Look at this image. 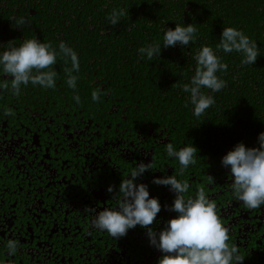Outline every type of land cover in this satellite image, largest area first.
I'll return each mask as SVG.
<instances>
[{
  "label": "flooded vegetation",
  "instance_id": "obj_1",
  "mask_svg": "<svg viewBox=\"0 0 264 264\" xmlns=\"http://www.w3.org/2000/svg\"><path fill=\"white\" fill-rule=\"evenodd\" d=\"M29 1L20 4L25 5L23 11L17 8L16 12L0 13V55L27 39L50 43L58 53L51 69L57 72L56 87L44 89L29 83L21 87L18 97L0 89V264H158L164 254L151 245L147 229L137 226L117 240L93 228L94 214L85 211L118 208L108 187L114 186L118 192L134 167L153 160L152 170L136 183L147 185L150 198L161 204V212L150 226L154 231L159 233L178 214L168 210L175 194L153 180L175 173L178 180L189 182L187 195L195 197L198 187L204 185L229 229V243L238 246L245 257L243 264H264V205L249 210L237 201L230 169L222 166V158L237 144L259 147L258 139L246 135L247 139L224 144L218 139L191 144L181 140L179 144L176 126L171 125L173 116L164 118L159 131L152 132L136 114L127 112L123 95L113 96L127 88L126 79H121L124 64L118 65L113 75L106 71L99 77L93 62L87 69L86 61L80 60L79 72L72 73L78 77L73 90L64 71L71 68V61L65 63L59 45L63 42L77 53L75 33L64 34L69 24L77 22L76 15L70 20L43 2L38 3H43V12H39L36 6L28 8ZM21 17L27 23L15 25ZM4 79L8 77L0 68V82ZM94 88L105 92L101 95L111 101L105 126L88 117L89 106L76 110L79 103L74 97L79 95L81 103ZM5 107L15 115L5 116ZM169 142L176 150L191 145L198 149L197 163L183 176L178 174L179 161L166 154ZM10 239L20 245L14 256L5 247Z\"/></svg>",
  "mask_w": 264,
  "mask_h": 264
},
{
  "label": "trees",
  "instance_id": "obj_2",
  "mask_svg": "<svg viewBox=\"0 0 264 264\" xmlns=\"http://www.w3.org/2000/svg\"><path fill=\"white\" fill-rule=\"evenodd\" d=\"M39 2L70 20L77 16V22L69 24L64 34L75 33L77 56L79 61H86L85 68L89 69L93 62L101 77L100 73L108 71L113 75L118 65H125L121 79H126L127 88L113 96L123 95L127 112L136 114L152 132L159 131L164 118L173 116L171 125L176 126L174 134L179 144L181 140L191 144L216 139L224 144L247 139L246 135H250L248 139H258L264 133V0H30L28 8L36 6L43 12V3L38 5ZM21 3L23 0H0V13L16 12L17 8L23 11L25 5ZM121 8L128 14L114 27L108 17L113 9ZM47 10L50 8L44 11ZM176 24H193L196 39L186 47L178 44L164 48V33L168 28L174 30ZM227 27L243 31L258 45L255 64L242 65L241 53H224L216 48ZM153 43L161 45V53L148 60L139 49ZM203 46L212 47L221 62L228 65L226 72L216 73L227 86L219 92L202 89L214 98L215 104L197 118L190 94L182 88L195 75L194 57ZM109 80L113 83L115 79ZM94 90L76 110L89 106L88 117L105 126L111 101L104 99L105 92L99 102L93 101Z\"/></svg>",
  "mask_w": 264,
  "mask_h": 264
},
{
  "label": "clouds",
  "instance_id": "obj_3",
  "mask_svg": "<svg viewBox=\"0 0 264 264\" xmlns=\"http://www.w3.org/2000/svg\"><path fill=\"white\" fill-rule=\"evenodd\" d=\"M127 14L123 8L113 9L108 20L115 27ZM26 23L23 17L15 20L17 26ZM196 33L197 29L193 24L188 26L176 24L174 30L168 28L165 31L163 47L171 48L178 44L186 47L195 41ZM216 48L224 53H241L244 57L242 65H253L258 58V45L243 31L233 27L223 29ZM139 53L152 60L161 53V45L153 43L141 47ZM57 55V51L50 43H43L37 39H27L21 46H13L3 51L0 55V68L8 79L0 82V89L17 97L21 93V87H27L29 83L44 89H55L57 72L51 69L56 64ZM59 55L65 63L69 59L71 61V68H65L64 71L67 75V85L75 90L78 77L72 73L80 70L77 53L61 42ZM194 59L197 62L195 75L191 78L190 84L183 85L182 91L190 94L194 115L199 118L215 104L214 98L204 94L202 89L206 88L212 92L224 89L227 86L226 82L216 73L226 72L228 65L222 63L209 46H203ZM100 95V89L94 90L92 100L99 102ZM74 99L80 103L79 95ZM4 114L7 117L15 115L8 107H5ZM258 142L259 147L254 148L239 143L222 158V166L230 169L234 198L243 202L249 210H257L264 205V133L259 135ZM197 152L198 149L192 145L176 150L173 143L166 144L167 156L179 161L180 176L197 163L195 158ZM153 164L154 160L147 164L140 162L132 169L131 178L122 180L118 192L114 186L108 187L107 191L114 194L113 199L117 200L118 208H106L98 213L93 208L85 210L94 214L92 227L106 232L117 240L127 236L128 231L137 226L147 229L151 245L164 254L158 264H243L245 257L240 254L238 246L229 243V229L220 219L215 201L207 197L204 185L198 187L195 197L187 195L189 182L178 180L175 173L172 176L154 179L153 183L169 187L175 194L173 205L168 210L178 215L169 220L159 233L150 227L161 212V204L157 198H150L147 185L137 184L136 181L144 173L152 170ZM209 178L215 181L213 177ZM5 247L7 253L14 256L20 245L18 241L10 239Z\"/></svg>",
  "mask_w": 264,
  "mask_h": 264
}]
</instances>
